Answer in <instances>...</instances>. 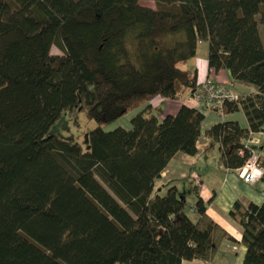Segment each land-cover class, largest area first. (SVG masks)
<instances>
[{
    "label": "trees",
    "instance_id": "trees-1",
    "mask_svg": "<svg viewBox=\"0 0 264 264\" xmlns=\"http://www.w3.org/2000/svg\"><path fill=\"white\" fill-rule=\"evenodd\" d=\"M154 2L0 0V264L210 261L233 239L198 194L192 218L183 191L154 189L175 152L197 151L204 113L184 103L162 118L144 109L198 86L196 68L179 63L206 41L208 67L228 69L234 90L235 81L255 86L223 104L247 126L225 119L205 130L224 167L242 165L245 140L264 125V0ZM141 105L130 128L103 129ZM76 107L97 122L85 149L49 132ZM258 163L264 180V156ZM228 213L242 264H264V200L236 199Z\"/></svg>",
    "mask_w": 264,
    "mask_h": 264
},
{
    "label": "crops",
    "instance_id": "crops-1",
    "mask_svg": "<svg viewBox=\"0 0 264 264\" xmlns=\"http://www.w3.org/2000/svg\"><path fill=\"white\" fill-rule=\"evenodd\" d=\"M183 62L187 63L184 67L181 66L182 68H196L197 82L205 78L225 83H230L233 80L228 69L221 67L214 70L208 67L206 41H200L196 54ZM234 84L248 85V83L239 81H235ZM250 89L248 91H253L255 87ZM188 93L186 91L176 99L156 96L148 102L149 105L144 111L146 114H154L158 118H162L166 113L174 114L180 104L184 103L183 100ZM141 106L140 110L144 108V105ZM237 113L239 116L236 115ZM214 114L216 113L204 114L197 140V151L194 154L175 152L160 176L155 179V184L160 180L162 184H165V189L166 186L175 185L179 191H183L186 201L190 205L187 211L192 218L196 217L192 207L196 194L201 196L205 200L206 213L222 226L234 240L224 238L210 261L191 259L184 260L182 264H242L245 246L239 241L241 229L228 212L236 199L244 204L250 201L260 204L264 200V180L260 178L261 174L253 181H245L238 175L236 168L224 167L220 162L219 143L205 134V130L210 124L225 119H236L242 126H247L244 114L241 110L223 112L219 114V117ZM249 137L258 138V143L248 142V144L258 155L264 156V125L260 131L250 133Z\"/></svg>",
    "mask_w": 264,
    "mask_h": 264
},
{
    "label": "rangeland",
    "instance_id": "rangeland-1",
    "mask_svg": "<svg viewBox=\"0 0 264 264\" xmlns=\"http://www.w3.org/2000/svg\"><path fill=\"white\" fill-rule=\"evenodd\" d=\"M139 2L143 5H148V6L155 5L154 0H139ZM258 29L262 42L264 43V30L260 24ZM50 52L62 53L61 49L55 44L51 45ZM187 62H182L181 64H179V66L184 67L186 65L185 63ZM251 87L252 89H254L255 86L251 83H248V85H244V86L235 84L234 86L235 90L239 92H246V91L249 92L248 90ZM141 108L142 106L141 107L139 106L137 108L125 112L124 114L120 115L114 120L103 125V129L110 130L116 126L130 128L131 127L130 118L134 116ZM214 115H217L219 117V114L217 113ZM236 115L239 116V113H237ZM96 125L97 122L94 119L88 118L83 110L76 107L71 111L62 112L61 115L51 124L49 128V132L55 133L57 136L67 140L77 141L85 149L88 146V138H87L88 131L89 129L95 127ZM154 189L157 190L159 193H163L165 191V185L162 184V182L159 180L156 182Z\"/></svg>",
    "mask_w": 264,
    "mask_h": 264
},
{
    "label": "built area",
    "instance_id": "built-area-1",
    "mask_svg": "<svg viewBox=\"0 0 264 264\" xmlns=\"http://www.w3.org/2000/svg\"><path fill=\"white\" fill-rule=\"evenodd\" d=\"M198 83V86L189 92L183 101L184 104L193 106L204 114L209 112L222 114L223 104L226 101L238 100V92L228 83L214 81L211 78H205ZM248 142L258 143V138L248 136L245 140V147L249 151L248 156L243 164L236 168V171L245 181H253L261 174L262 167L258 163L257 152L249 146ZM238 152L242 154L243 148H239Z\"/></svg>",
    "mask_w": 264,
    "mask_h": 264
}]
</instances>
